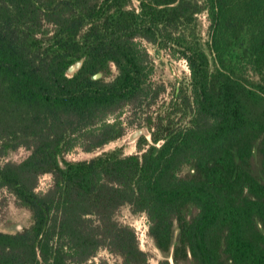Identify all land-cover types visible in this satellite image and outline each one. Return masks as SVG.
I'll use <instances>...</instances> for the list:
<instances>
[{"label":"trees","instance_id":"obj_1","mask_svg":"<svg viewBox=\"0 0 264 264\" xmlns=\"http://www.w3.org/2000/svg\"><path fill=\"white\" fill-rule=\"evenodd\" d=\"M143 43L188 65L168 99ZM128 107L160 147L65 158L126 135ZM2 196L28 222L0 231V264H148L124 206L159 264H264V0H0Z\"/></svg>","mask_w":264,"mask_h":264},{"label":"rangeland","instance_id":"obj_2","mask_svg":"<svg viewBox=\"0 0 264 264\" xmlns=\"http://www.w3.org/2000/svg\"><path fill=\"white\" fill-rule=\"evenodd\" d=\"M201 22L206 26L207 21L204 16H201ZM146 45V44H145ZM149 56L153 61L155 67L154 79L160 80L165 83L167 87V92L171 91V85L175 84L177 81L171 71V66H174L176 69V74L180 79L185 78V72L183 64L181 61H175L171 59L167 52L159 51L158 53L154 48H151L149 45L146 46ZM177 79V78H176ZM178 80V79H177ZM168 99V97H167ZM125 123L124 126L127 130V134L121 140L113 143H109L102 148L94 151L93 153H86L82 148L76 147L71 152H69L65 158L67 160H85L91 158L93 155L100 153L102 151L110 150L115 147L124 145L125 153L131 154L135 151L133 144H128L126 142V137L135 130L134 125H129V122L132 119V113L130 107L125 108L121 118ZM109 122H113V116L108 118ZM29 152L24 148H20L15 152H11L5 158V160L19 162L24 159ZM182 175H185L184 173ZM52 184L51 175H43L38 179L37 191L45 192L49 189ZM115 219L122 225L131 227L137 234L138 243L140 249H142L148 256V264H159V261L162 259L161 254L154 247L151 239L148 237L146 230L147 229V220L143 214H132L129 210V207L124 206L120 208L115 214ZM28 222V214L20 209L14 208L11 200L8 196L5 198L2 196L0 198V231L4 232H15L22 226H26ZM100 261H104L107 264H121L120 258L110 254L107 250L101 249L98 251L97 255L89 260L86 264H98Z\"/></svg>","mask_w":264,"mask_h":264},{"label":"flooded vegetation","instance_id":"obj_3","mask_svg":"<svg viewBox=\"0 0 264 264\" xmlns=\"http://www.w3.org/2000/svg\"><path fill=\"white\" fill-rule=\"evenodd\" d=\"M143 45L146 47V45H145V43H143ZM79 61H82V63H83V59H81V60H79ZM178 61H181V63L183 64V68H184V71L183 72H185V77H187L188 75H189V68H188V65H187V63H186V61L185 60H178ZM78 62V61H77ZM77 62H75V63H77ZM74 63V64H75ZM73 65V64H72ZM71 65V66H72ZM82 65V64H81ZM81 67V66H80ZM80 69V68H79ZM78 69V70H79ZM77 70V71H78ZM171 71H172V73H173V75H174V77H175V80L177 81L175 84H172L171 85V89H172V87L174 86V89L176 90V92H177V90H178V87H179V84H180V82L182 81V79H180L179 78V76L176 74V69H175V67H174V70L172 69V67H171ZM98 75V74H97ZM97 75H95V76H97ZM100 76L99 77H101V74H99ZM94 76V78H99V77H95ZM178 80H177V79ZM169 93L170 92H168V94H167V97L169 98L170 97V95H169ZM112 117V116H111ZM110 118V117H109ZM113 118H114V116H113ZM107 122L108 123H113V122H109V120H107ZM140 129H146L147 131H148V133H149V138H147L144 134H142L141 136H139L134 142H132V143H128V141H127V138H128V136L132 133H130L127 137H126V142L128 143V144H133L134 145V147H135V144H136V141L139 139V138H141V137H144L145 139H146V141L149 143V144H151V145H155L156 147H160L162 144H163V140H159L158 142H156L155 144L152 142V139H151V133H150V131L146 128V127H139V128H136L134 131H137V130H140ZM133 131V132H134ZM127 134V133H126ZM123 137H125V135L123 136ZM122 137V138H123ZM122 138H120V139H118V140H115V141H112V142H110V143H113V142H117V141H119V140H121ZM109 144V143H108ZM107 145V144H106ZM118 147H123L124 149H125V146L124 145H121V146H118ZM118 147H115V148H118ZM115 148H113V149H115ZM110 150H112V149H110ZM106 151H108V150H106ZM124 152H125V150H124ZM134 152H136V147H135V151ZM132 154V153H131ZM144 215V214H143ZM145 216V215H144ZM146 217V216H145ZM146 220H147V218H146ZM129 227V226H128ZM131 228V227H130ZM132 229V228H131ZM133 230V229H132ZM146 230V233H147V235H148V222H147V229H145ZM134 231V230H133ZM135 232V231H134ZM136 234V233H135ZM136 237H137V234H136ZM149 237V236H148ZM150 238V237H149ZM138 239V238H137ZM151 239V238H150ZM152 241V240H151ZM153 243V242H152ZM139 244V243H138ZM154 245V244H153ZM142 250V249H141ZM143 251V250H142ZM144 252V251H143ZM169 258H171L172 259V262H173V258L170 256ZM168 263L170 264V262H169V260H168ZM173 264H174V262H173Z\"/></svg>","mask_w":264,"mask_h":264},{"label":"water","instance_id":"obj_4","mask_svg":"<svg viewBox=\"0 0 264 264\" xmlns=\"http://www.w3.org/2000/svg\"><path fill=\"white\" fill-rule=\"evenodd\" d=\"M82 64V61H78L77 63L73 64L72 66H70L67 70V76L68 77H71L81 66ZM172 69L174 70V66H171ZM100 75L98 74L97 76L95 77H99ZM142 134H144L147 138H149V133L146 129H140V130H137V131H134L132 132L128 138H127V141L128 143H132L134 142L139 136H141ZM170 264H173L172 262V259L171 258H168Z\"/></svg>","mask_w":264,"mask_h":264}]
</instances>
